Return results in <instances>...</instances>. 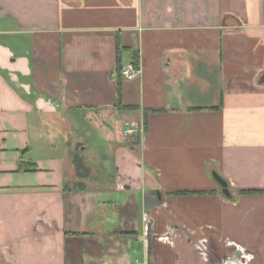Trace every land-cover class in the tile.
Listing matches in <instances>:
<instances>
[{"label": "crops", "instance_id": "1", "mask_svg": "<svg viewBox=\"0 0 264 264\" xmlns=\"http://www.w3.org/2000/svg\"><path fill=\"white\" fill-rule=\"evenodd\" d=\"M0 264H264V0H0Z\"/></svg>", "mask_w": 264, "mask_h": 264}, {"label": "trees", "instance_id": "2", "mask_svg": "<svg viewBox=\"0 0 264 264\" xmlns=\"http://www.w3.org/2000/svg\"><path fill=\"white\" fill-rule=\"evenodd\" d=\"M121 52V43L118 39V68H117V71H118V75L119 77L121 78L122 75H121V71H122V67L123 65L121 64V59L119 58V53ZM134 65L136 66H140V56L139 54L137 53H134L133 54V58H132V62ZM35 165L33 163H24L23 161L20 163V166H19V171H26V170H32V169H35ZM253 191H244L242 193H252ZM185 193V192H184ZM186 194V193H185Z\"/></svg>", "mask_w": 264, "mask_h": 264}, {"label": "built area", "instance_id": "3", "mask_svg": "<svg viewBox=\"0 0 264 264\" xmlns=\"http://www.w3.org/2000/svg\"><path fill=\"white\" fill-rule=\"evenodd\" d=\"M140 73V66H136L133 63H128L123 65L121 75L123 78L127 80H133L135 79L138 74ZM134 133V129H128L126 131V134H132Z\"/></svg>", "mask_w": 264, "mask_h": 264}, {"label": "water", "instance_id": "4", "mask_svg": "<svg viewBox=\"0 0 264 264\" xmlns=\"http://www.w3.org/2000/svg\"><path fill=\"white\" fill-rule=\"evenodd\" d=\"M215 181L219 184L222 189V194L227 198H232V193L229 190V185L216 171L213 172Z\"/></svg>", "mask_w": 264, "mask_h": 264}, {"label": "rangeland", "instance_id": "5", "mask_svg": "<svg viewBox=\"0 0 264 264\" xmlns=\"http://www.w3.org/2000/svg\"><path fill=\"white\" fill-rule=\"evenodd\" d=\"M35 132V131H34Z\"/></svg>", "mask_w": 264, "mask_h": 264}]
</instances>
